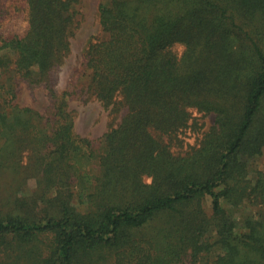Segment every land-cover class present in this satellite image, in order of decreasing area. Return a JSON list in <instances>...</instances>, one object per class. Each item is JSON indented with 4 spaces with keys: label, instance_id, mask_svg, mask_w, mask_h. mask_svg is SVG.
Returning <instances> with one entry per match:
<instances>
[{
    "label": "trees",
    "instance_id": "trees-1",
    "mask_svg": "<svg viewBox=\"0 0 264 264\" xmlns=\"http://www.w3.org/2000/svg\"><path fill=\"white\" fill-rule=\"evenodd\" d=\"M20 1L26 29L0 34V264H264V0H101L85 90L124 114L94 140L51 81L80 0ZM21 83L50 113L15 103ZM193 111L213 123L176 156Z\"/></svg>",
    "mask_w": 264,
    "mask_h": 264
},
{
    "label": "rangeland",
    "instance_id": "rangeland-1",
    "mask_svg": "<svg viewBox=\"0 0 264 264\" xmlns=\"http://www.w3.org/2000/svg\"><path fill=\"white\" fill-rule=\"evenodd\" d=\"M2 1L6 4L10 16L2 18L0 34L24 31L26 23L21 1ZM100 1L80 0V3L76 6L79 13L80 26L71 40V52L61 62L56 64L51 73V81L56 92L69 91L72 94L69 108L74 113L76 133L91 140L102 138L110 124L113 123L114 127H116V124L124 114L123 112L119 115L111 114L109 110H105L98 101L89 96L85 90L88 79L84 67L85 52L96 39L105 38V34H103L99 25L98 6ZM179 51H181V48H179ZM15 103L23 107L34 108L42 114L50 113L51 110V102L45 89L42 87L30 88L26 83H21L18 87ZM193 117H195L198 126H194L193 129H187L179 136V140L170 144V150L176 156L183 155L190 147L197 145L202 133L213 123V116L202 117L196 111H193ZM95 150L98 154L102 153L101 148L98 146ZM72 162L77 167L81 161H74L70 158L69 163ZM258 163V167L264 170V157ZM79 171L80 169H78ZM29 185L33 189L36 186L35 179L31 180ZM65 189L69 195H79V189L81 188L66 184ZM234 214L237 219L239 218V221H244L247 217L252 216L253 210L242 208L235 210Z\"/></svg>",
    "mask_w": 264,
    "mask_h": 264
}]
</instances>
